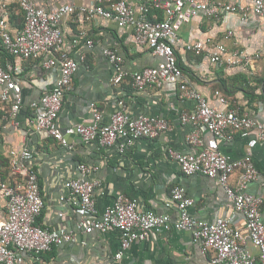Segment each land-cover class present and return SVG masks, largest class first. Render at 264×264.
Wrapping results in <instances>:
<instances>
[{
  "label": "built area",
  "instance_id": "2783aa9c",
  "mask_svg": "<svg viewBox=\"0 0 264 264\" xmlns=\"http://www.w3.org/2000/svg\"><path fill=\"white\" fill-rule=\"evenodd\" d=\"M132 1L138 5L137 11L126 0H95L88 7L67 4L51 11L35 6L32 0H0V50L10 57L0 56V110L13 125H19L16 115L24 99L19 78L21 68L16 62L39 61L41 70L56 72V79L49 90L29 104L27 121L36 132L43 133L59 146L72 150L69 138L76 137L84 145L96 144L104 150L116 147L118 153L123 154L136 141L153 140L169 132L170 125L164 117L150 114L133 117L128 114L123 99L118 100L107 122H103L95 105L90 104L91 122L65 128L58 125L64 97L73 89V76L85 62V51L100 43L89 36L87 25L104 20L117 29L128 30L134 46L147 50L159 61L155 66L128 73L123 69L120 44L113 42L101 51L113 71L111 82L119 84L127 80L137 92L160 88L163 84L175 85L179 98L192 103V110L179 113L178 120L193 128L185 139L193 153L183 155L168 148L166 154L184 176L201 175L217 182L232 210L243 217L246 236L226 218L211 222L193 218L189 213L193 201L180 186L173 187L169 194L176 208V227L191 234L201 255L211 254L212 264H264L262 199L247 192L257 180L258 171L250 157L231 159L220 150L221 143L233 141L240 132L255 130L257 139L263 141L264 118H251L236 101L218 92L214 93L217 106L210 105L186 78L175 55L179 31L193 18L218 23L226 15H233L245 22L253 15L264 21V0ZM11 18L20 19L19 25L10 24ZM65 20L76 25V32L68 42L69 51H64L65 34L61 28ZM231 37L232 32L228 31L224 40L186 42L181 49L195 56L204 55L215 67H238L264 60V44L247 56L235 43L227 48L225 41ZM261 108L264 113V97ZM202 132L210 138L203 141ZM31 156L27 147L8 154V179L0 182V192L5 199V214L0 221V264H16L19 254L38 261L41 255L75 239L72 231L55 232L38 225L44 200ZM96 171V167L85 164L77 166L76 178L63 183L66 202L79 217L77 229L81 234H105L109 230L119 234L120 252L114 259H120L121 252L135 241L147 239L169 219L151 211H140L137 201L124 194H118L111 205L98 211L94 193L101 182L89 179ZM232 177H236L234 184ZM246 241L255 249V255L246 249Z\"/></svg>",
  "mask_w": 264,
  "mask_h": 264
},
{
  "label": "crops",
  "instance_id": "0c3cea01",
  "mask_svg": "<svg viewBox=\"0 0 264 264\" xmlns=\"http://www.w3.org/2000/svg\"><path fill=\"white\" fill-rule=\"evenodd\" d=\"M94 1L32 0L35 6L46 11L67 4L88 7ZM126 1L131 2L137 11L136 3ZM61 28L65 34L64 51H69L68 42L76 32V25L65 20L62 21ZM86 28L89 36L100 43L85 51V62L73 76V89L64 97L58 125L65 128L91 122L90 104L95 105L103 122H107L118 100L123 99L128 114L133 117L142 114L162 116L169 122L170 131L153 140L136 141L123 154H119L116 147L104 150L96 144L84 145L76 137L69 138L72 150L63 148L43 133L36 132L27 121L29 104L53 86L56 72L41 70L39 61H17L21 68L19 78L24 103L16 115L18 126L13 125V121L0 110V182L8 179L5 165L8 163L9 152L22 147L29 148L32 155L30 162L36 170L44 200L38 225L55 232L72 231L75 239L41 255L38 261L27 254H19L16 264H212L211 254L201 255L191 234L176 227L177 213L169 198L170 190L175 186L185 190L193 201L189 208L193 218L208 222L226 218L242 235L246 236V230L243 217L232 210L216 181L201 175L184 176L166 154L168 148L183 155L193 153V148L185 141L193 128L178 120L179 113L192 110V103L179 98L175 85L163 84L160 88L150 87L137 92L127 80L113 84L112 68L101 53L104 47L113 42L120 44L123 69L128 73L155 66L159 60L147 50L135 47L126 29H117L104 20L93 21ZM228 31L232 32V37L225 41L227 48L235 43L247 56L264 44V21L253 15L245 22L236 16L226 15L218 23L196 17L179 31V45L175 48L177 62L189 82L210 105L217 106L214 93L218 92L224 98L236 101L251 118L262 120L264 60L238 67H215L208 63L204 55L195 56L181 49V45L186 42L224 40ZM5 110L8 111L7 108ZM201 137L203 141L210 138L203 132ZM220 150L231 159L245 156L251 158L258 177L247 192L261 197V217L264 221V140L257 139L255 130L240 132L233 141L221 143ZM79 164L97 168L89 179L101 182L94 193L98 211L111 205L118 194H124L137 201L140 211L165 215L169 220L164 226L152 231L147 239L135 241L128 250L121 252L120 259H114L120 252L119 234L114 230L105 234H81L77 229L79 217L75 209L66 202L67 192L63 183L76 178ZM235 181L236 177H232L231 183L234 184ZM4 214L5 199L0 192V221ZM245 246L256 254L249 241L245 242Z\"/></svg>",
  "mask_w": 264,
  "mask_h": 264
},
{
  "label": "trees",
  "instance_id": "16d2710c",
  "mask_svg": "<svg viewBox=\"0 0 264 264\" xmlns=\"http://www.w3.org/2000/svg\"><path fill=\"white\" fill-rule=\"evenodd\" d=\"M19 23H20V19H17V18H11L10 19V24H12V25H19ZM0 56L2 57V58H6V57H8V55L7 54H5L2 50H0ZM8 58H10V57H8ZM181 68V67H180ZM5 165V164H4ZM5 167H7V163H6V165H5ZM38 220V219H37Z\"/></svg>",
  "mask_w": 264,
  "mask_h": 264
}]
</instances>
